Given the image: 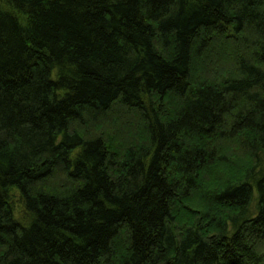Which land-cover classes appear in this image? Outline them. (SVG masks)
<instances>
[{"label": "trees", "instance_id": "1", "mask_svg": "<svg viewBox=\"0 0 264 264\" xmlns=\"http://www.w3.org/2000/svg\"><path fill=\"white\" fill-rule=\"evenodd\" d=\"M0 264H264V0H0Z\"/></svg>", "mask_w": 264, "mask_h": 264}, {"label": "rangeland", "instance_id": "2", "mask_svg": "<svg viewBox=\"0 0 264 264\" xmlns=\"http://www.w3.org/2000/svg\"><path fill=\"white\" fill-rule=\"evenodd\" d=\"M209 61H207V59L201 60V63L203 65H201V67L199 68L198 71H200V75L202 77H206V64ZM229 63L225 62V65H222V67H224L227 70H231L232 66H230ZM232 65V64H231ZM201 69V70H200ZM205 72H204V71ZM202 71V72H201ZM113 118H115L114 123L110 124V126H106L105 124H100V126H98L96 130V133L100 136H103L105 134H109V133H113L115 132L113 129H117L118 131H122L120 134V137L123 138L124 140H130V142H137L138 144H143L145 143V139L144 136L142 135L143 132V128L141 127V124L139 121H137L136 116L134 114L131 113H127L125 111L122 110H117L115 112V114L113 115ZM117 127V128H116ZM77 128V127H76ZM118 137V136H117ZM116 140V139H115ZM119 145V144H118ZM230 168H225L224 166L218 168L217 173L219 171V175H222V177H224L225 179H227V177H231L229 174V172H227ZM214 182L208 180L207 182H205V186L204 188L208 191H212L214 188H212ZM217 185V183H216ZM194 199L191 198L189 201H186V203L184 204V206L182 208H180L178 214H177V218H178V225L180 227H185V226H194L196 224H198L199 220L198 219H194V217L192 218V216L194 215L193 213H201V207L199 206V204L195 203L198 202L200 199V196L198 197V194H194ZM255 197H256V193H255ZM201 215V214H200ZM203 215V214H202Z\"/></svg>", "mask_w": 264, "mask_h": 264}]
</instances>
